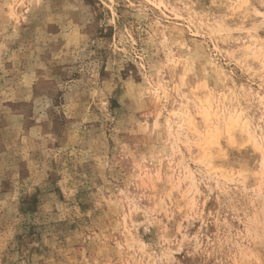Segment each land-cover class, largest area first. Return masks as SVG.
<instances>
[{
    "label": "rangeland",
    "instance_id": "1",
    "mask_svg": "<svg viewBox=\"0 0 264 264\" xmlns=\"http://www.w3.org/2000/svg\"><path fill=\"white\" fill-rule=\"evenodd\" d=\"M263 63L264 0H0V264H264Z\"/></svg>",
    "mask_w": 264,
    "mask_h": 264
},
{
    "label": "bare ground",
    "instance_id": "2",
    "mask_svg": "<svg viewBox=\"0 0 264 264\" xmlns=\"http://www.w3.org/2000/svg\"><path fill=\"white\" fill-rule=\"evenodd\" d=\"M256 56V55H255ZM258 60V59H257ZM264 64V63H263ZM264 66V65H262ZM207 105V104H206ZM201 116L205 122H208L211 118L210 112L207 108H202L201 109ZM231 121V120H230ZM232 128H238V121L237 120H232V122L226 126V133L229 141H233V136H232ZM244 129H241V132H244ZM210 135L208 136V140L205 142V146H217L218 150L221 151V148H219L218 141H216V134L215 133H209ZM261 163L263 164L264 162V157L261 159Z\"/></svg>",
    "mask_w": 264,
    "mask_h": 264
}]
</instances>
